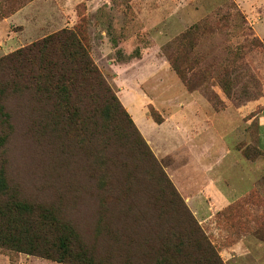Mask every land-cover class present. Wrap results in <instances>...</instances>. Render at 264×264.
Instances as JSON below:
<instances>
[{
    "label": "rangeland",
    "instance_id": "rangeland-1",
    "mask_svg": "<svg viewBox=\"0 0 264 264\" xmlns=\"http://www.w3.org/2000/svg\"><path fill=\"white\" fill-rule=\"evenodd\" d=\"M31 1L0 0V17ZM252 8L256 11L248 15L234 0H40L33 7L38 33L24 47L62 30L80 35L117 100L103 95L97 106L108 114L104 125L117 136L108 149L95 147L80 127L56 125L50 104L22 88L4 89L6 79L0 75V207L19 206L23 212L17 209L10 216L17 230L11 234L16 237L20 229L32 227L21 242L24 249L34 247L33 256L13 250L3 240L8 219L0 218V256L5 264H25V259L53 264H186L184 254L195 255L197 250L178 253L173 246L189 236L194 243L204 240L227 264L229 255H236L232 247L243 236L264 242V176L253 182L236 211L213 218L211 227L198 224L194 237L190 220L176 213L180 205L170 202L171 193H179L165 172L185 175L190 166L173 164L169 158L157 160L146 144L154 163L123 106V98H130L135 89L162 103L167 85L174 87L173 79L186 91L185 85L197 89L210 84L202 92L207 102L210 98L202 117L212 126L205 131L211 149L214 145L224 154L230 148L247 161L264 158L258 137L264 119V43L252 18L261 17L260 9ZM185 34L187 38L176 43ZM17 50L0 52V59ZM141 56L144 63H137ZM147 60L158 64L151 66ZM169 63L178 68L182 80ZM214 105L220 109L214 110ZM229 109L235 111L232 123L229 112H221ZM147 116L153 123L163 122L154 108H148ZM250 118L251 144L231 146L235 122L236 131L243 130ZM147 134L157 138L152 128ZM259 167L252 171L264 172Z\"/></svg>",
    "mask_w": 264,
    "mask_h": 264
},
{
    "label": "crops",
    "instance_id": "crops-1",
    "mask_svg": "<svg viewBox=\"0 0 264 264\" xmlns=\"http://www.w3.org/2000/svg\"><path fill=\"white\" fill-rule=\"evenodd\" d=\"M39 1L33 0L8 16L0 17V52H12L24 47L35 38L38 32L35 31L36 25L33 22L36 20L33 7ZM234 2L248 15L256 11L252 8L253 5L259 7L261 17L256 19L252 16V18L256 20L255 33L264 43V0H234ZM28 35L31 37L27 38ZM144 61V56H141L137 63H144ZM146 62L154 67L158 64V61L147 60ZM115 77L119 80V73ZM173 81L174 87L167 85L162 103H160V98L159 102L152 101L153 94L137 92L135 89L130 98H123V106L131 115L137 130L157 160L169 158L173 164L179 161V163H187L190 166L185 175L181 171L173 173L174 170L168 171V169L165 172L171 174L169 177L171 183L197 223L201 227H211L210 221L213 218H222L223 213L236 211L237 203L251 193L253 182L264 176V172L255 173L252 169L258 164L259 169H263L264 158L261 157L259 161H247L242 157H237L236 152L230 148H226L224 154L217 153L218 150L214 145L211 149L210 137L205 131H211L212 126L202 117L204 103L209 104L210 102L208 96V102L204 99L202 92L208 90L210 84L190 93L184 89L178 79L179 83L175 79ZM122 92L127 93L126 90H121ZM149 107L162 114V123L156 124L149 120L147 116ZM208 108L212 112L220 113L216 112L219 110H215L220 109L217 105H214L215 111L209 105ZM221 112H229L231 123L232 120H236L234 110ZM243 112L250 114L247 109ZM246 114L243 116L245 117ZM251 122V118L247 119L243 122V130L237 131L235 122V128L231 131L234 136L231 146H235L236 142L251 144V135L247 131L251 127ZM151 128L157 138L147 134V130ZM258 137L259 146L264 150V119L259 124ZM211 142H213L212 138ZM231 250L236 255H229L228 260L225 261L227 264H238L239 260L247 261L246 264L249 261V264H255L252 262L255 260L258 264H264V242L257 241L250 235L243 236ZM5 262L0 256V264H5ZM23 262L25 264H53L37 259H25Z\"/></svg>",
    "mask_w": 264,
    "mask_h": 264
},
{
    "label": "trees",
    "instance_id": "trees-1",
    "mask_svg": "<svg viewBox=\"0 0 264 264\" xmlns=\"http://www.w3.org/2000/svg\"><path fill=\"white\" fill-rule=\"evenodd\" d=\"M187 36L185 34L176 43L179 44ZM170 67L182 80L178 68L173 63ZM0 75L6 79L2 83L4 89L22 88L43 103L50 104L56 125L69 123L80 127L95 147L101 144L108 149L113 136H117L116 131L113 132L114 129L109 130L104 125V122L109 119L108 114L97 107L103 95H112V99L116 102L117 100L89 57L83 39L76 32L62 30L1 58ZM185 87L190 93L200 89L188 88V85ZM118 106H120L119 103ZM112 132L113 135L109 136ZM143 143L150 159L156 163L146 143L144 141ZM162 177L165 179L164 174ZM170 197L171 203L180 205L176 213L190 220L193 225L192 235L197 236L199 234L198 223L183 204L181 197L175 191ZM163 199L164 196L161 197V200ZM17 209L23 212L19 206L17 208L6 205L0 207V218L8 219L7 224L4 225L7 236L3 240H6L13 250L33 256L34 247L29 245L30 249H24L21 242V237L30 234L32 227L27 226L20 229L16 237L15 234H11L17 230L12 227L13 222L10 216L16 214ZM194 241L195 239L189 236L186 242L179 241L173 246V250L178 253L187 248L197 250L195 255L193 251L184 254L183 259L186 264H224L204 240L198 239L196 243Z\"/></svg>",
    "mask_w": 264,
    "mask_h": 264
}]
</instances>
